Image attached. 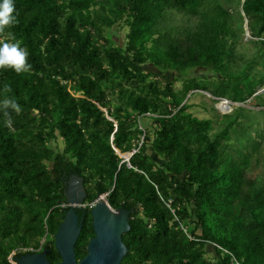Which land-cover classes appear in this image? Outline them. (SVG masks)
<instances>
[{
	"label": "trees",
	"instance_id": "1",
	"mask_svg": "<svg viewBox=\"0 0 264 264\" xmlns=\"http://www.w3.org/2000/svg\"><path fill=\"white\" fill-rule=\"evenodd\" d=\"M14 3L0 41H20L31 68L0 69V102L21 106L10 126L0 109V264L61 261L73 175L87 192L78 261L106 195L130 212L121 264H264V0ZM199 92L240 106L200 119Z\"/></svg>",
	"mask_w": 264,
	"mask_h": 264
},
{
	"label": "water",
	"instance_id": "2",
	"mask_svg": "<svg viewBox=\"0 0 264 264\" xmlns=\"http://www.w3.org/2000/svg\"><path fill=\"white\" fill-rule=\"evenodd\" d=\"M246 35L250 37L249 31H246ZM262 93L264 89L255 95ZM220 104H226L229 109L234 105L222 99L216 104V109L220 110ZM117 153L125 161L131 158L129 155H121L118 151ZM65 197L69 210L54 237L55 247L61 256V261L57 264H121L128 254L123 235L131 229L130 212L124 208L114 209L106 195L99 197L91 209L95 235L88 243L87 255L78 261L75 247L83 229L84 218H80L77 211L85 207L87 199L84 179L73 175L66 184ZM48 253L44 250L24 255L17 264H51L47 258Z\"/></svg>",
	"mask_w": 264,
	"mask_h": 264
},
{
	"label": "clouds",
	"instance_id": "3",
	"mask_svg": "<svg viewBox=\"0 0 264 264\" xmlns=\"http://www.w3.org/2000/svg\"><path fill=\"white\" fill-rule=\"evenodd\" d=\"M14 0H0V31L5 27L17 23ZM29 52L26 47H23L20 41H0V69L11 68L16 72L26 71L31 68L28 63ZM10 88V85H6ZM9 108L16 112L21 111V106L14 99H4L0 102V109L4 110V115L8 117L5 121L7 125L12 124ZM85 208V207H84Z\"/></svg>",
	"mask_w": 264,
	"mask_h": 264
},
{
	"label": "rangeland",
	"instance_id": "4",
	"mask_svg": "<svg viewBox=\"0 0 264 264\" xmlns=\"http://www.w3.org/2000/svg\"><path fill=\"white\" fill-rule=\"evenodd\" d=\"M245 31H249L248 27H247V22L245 24ZM113 34L116 37H118V41L122 42L125 40V36L127 34V29L119 30L116 27ZM245 36H246V40H248L251 37V36L248 37L246 35V33H245ZM188 76L189 77H201V78L205 79L207 77H211L212 74L205 69H196V70H192V71L188 72ZM177 87L179 88V87H181V85L177 84ZM190 103L193 105L191 112L196 117H198L200 119L212 118L215 120L220 119L221 118L220 115H227V114L232 113L235 107L240 106V105L234 104V105H232V108L226 110V112H224L221 109L220 110L217 109L218 112H213L212 108H213V106L216 108V104H215V102L212 101L211 96L205 92H199V93L195 94L193 96V98L191 99ZM209 256L215 257L213 250H211V254Z\"/></svg>",
	"mask_w": 264,
	"mask_h": 264
},
{
	"label": "bare ground",
	"instance_id": "5",
	"mask_svg": "<svg viewBox=\"0 0 264 264\" xmlns=\"http://www.w3.org/2000/svg\"><path fill=\"white\" fill-rule=\"evenodd\" d=\"M219 108H220L221 110H223L224 112H226V110L229 109V108L227 107L226 104H220V105H219Z\"/></svg>",
	"mask_w": 264,
	"mask_h": 264
},
{
	"label": "built area",
	"instance_id": "6",
	"mask_svg": "<svg viewBox=\"0 0 264 264\" xmlns=\"http://www.w3.org/2000/svg\"><path fill=\"white\" fill-rule=\"evenodd\" d=\"M95 203H96V202H95ZM95 203L91 204L90 207L92 208V207L95 205ZM13 254H15V253H13Z\"/></svg>",
	"mask_w": 264,
	"mask_h": 264
},
{
	"label": "flooded vegetation",
	"instance_id": "7",
	"mask_svg": "<svg viewBox=\"0 0 264 264\" xmlns=\"http://www.w3.org/2000/svg\"><path fill=\"white\" fill-rule=\"evenodd\" d=\"M44 250H45V251H48V252L50 253V251H49V250H47V249H43L42 251H44ZM42 251H41V252H42ZM39 253H40V252H39ZM49 253H48V255H49Z\"/></svg>",
	"mask_w": 264,
	"mask_h": 264
}]
</instances>
